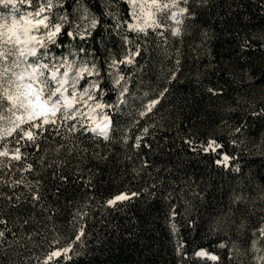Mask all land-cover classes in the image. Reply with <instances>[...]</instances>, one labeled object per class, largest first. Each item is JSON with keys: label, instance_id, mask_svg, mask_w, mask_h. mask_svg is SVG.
<instances>
[{"label": "trees", "instance_id": "16d2710c", "mask_svg": "<svg viewBox=\"0 0 264 264\" xmlns=\"http://www.w3.org/2000/svg\"><path fill=\"white\" fill-rule=\"evenodd\" d=\"M215 4L197 10L182 38L166 33L165 41L151 29L147 38L105 30L114 24L106 15L109 11L131 22V9L123 0H80L79 4L77 0H63V8L53 10L57 14L66 10L70 20L79 22L83 5L102 25L87 40L61 35V47L51 49L54 54L94 59L106 67L105 61L124 55L123 35L142 49L137 58L139 66L123 68L131 77L128 86L132 95L119 112L112 114L115 131L111 142L93 139L91 134L77 141L90 151L99 143V151L112 156L116 163L107 164L105 182L98 191L74 190L66 185L68 192L59 197L56 207L62 211L54 223L69 235L72 214L80 209L89 213L83 221L88 231L86 244L61 264H214L194 255L200 249L220 256V264H230L226 258L229 249L221 248V243L229 248L234 244L241 250L250 245L251 230L259 225L264 208V116L253 115L264 108V7L261 0H215ZM6 10L0 5V15ZM221 17L227 20V26ZM205 31L213 35L207 44ZM245 41L251 46L243 48ZM81 47L85 53L79 51ZM174 71L177 80L169 84ZM104 87V100L115 103L117 91L106 74ZM164 87L171 95L162 101L156 119L161 115L165 119L154 135L146 138L152 148L143 149L141 158L151 167L135 176L131 162L124 159L127 150L120 142L121 134L130 127L138 106ZM207 87L222 88L223 94L210 96ZM237 127L239 132L235 131ZM189 138L196 151L184 143ZM210 139L223 147L215 152L200 151V145ZM224 154L236 157L229 165L238 166L239 172L217 165L216 160ZM135 167H141V160H136ZM153 183L156 187L150 190L154 195L142 192L120 212L100 206L121 191L142 190ZM172 209L178 212L175 221L169 219ZM241 220L249 224L247 234L237 230ZM173 222L177 224L176 234L171 231ZM53 234L49 232V236ZM180 244L185 252L183 260L176 252ZM243 259L248 264L249 258Z\"/></svg>", "mask_w": 264, "mask_h": 264}, {"label": "snow or ice", "instance_id": "6c2138e0", "mask_svg": "<svg viewBox=\"0 0 264 264\" xmlns=\"http://www.w3.org/2000/svg\"><path fill=\"white\" fill-rule=\"evenodd\" d=\"M123 2L131 9L129 17L139 22L131 23L118 12L109 11L106 15L114 24L105 30L132 32L137 38L143 34L147 38L151 29L161 41L167 39L166 33L182 38L187 22L195 19L198 9L216 7L215 0ZM0 5L13 13L10 23L7 19L0 23V264H61L71 260V254L86 244L88 231L83 221L89 213L80 209L72 214L69 235L54 223L62 211L56 207L59 197L68 192L66 185L74 190L98 191L105 182L107 164L116 163L112 156L99 151V143L90 151L77 141L91 134L93 139L111 142L115 131L112 114L119 112L132 95L128 86L131 77L124 74L123 68L138 67L137 58L142 55V49L138 42L123 35L124 55L105 61L106 67L94 59H69L51 50L61 47L59 37L66 34L73 39L87 40L102 26L86 6L81 5L79 22H74L66 10L62 14L53 11L63 8V0H0ZM261 6L264 7V0ZM221 22L227 26L224 17ZM203 37L207 44L213 35L205 31ZM250 46L247 41L242 45L243 48ZM79 51L86 52L83 47ZM176 64H180L179 58ZM105 74L112 89L117 91L115 103L104 100ZM176 80L174 71L168 83ZM205 91L214 97L223 94L222 88L207 87ZM170 95V89L164 87L154 98L139 105L132 114L130 127L121 134L120 142L127 150L124 159L131 162L135 176H141L151 167L147 160L141 159L143 149L152 148L146 138L162 126L165 117L161 115L157 120L156 116L163 108L162 101ZM253 115L264 116V108L254 111ZM235 131L239 132L240 128ZM184 143L197 150L191 138ZM222 147L210 139L199 150L215 152ZM136 160H141V167H135ZM235 160L236 157L224 154L216 163L239 172L238 166L229 165V161ZM155 187L153 183L142 190L121 191L100 206L120 212L140 198L142 192L154 195L150 189ZM67 204L71 205L72 200L68 199ZM260 211V223L251 230L247 248L219 245L229 249L226 258L230 264H245L244 257L249 258L248 264H264V208ZM177 215L172 209L169 219L175 221ZM170 227L176 234L177 224L173 222ZM248 227V222L241 220L237 230L247 234ZM50 231L54 233L51 236ZM176 252L182 260L185 258L182 244ZM194 255L214 264L221 261L220 256L205 249L195 251Z\"/></svg>", "mask_w": 264, "mask_h": 264}, {"label": "rangeland", "instance_id": "374dc122", "mask_svg": "<svg viewBox=\"0 0 264 264\" xmlns=\"http://www.w3.org/2000/svg\"><path fill=\"white\" fill-rule=\"evenodd\" d=\"M24 10L25 9H21V12H23ZM12 14L13 13L11 12V9L10 8H7V10L5 11V13L0 15V23H3L4 22V19H7L8 22L10 23L11 22V16H12ZM138 22L139 21H137V20L131 19V23H138Z\"/></svg>", "mask_w": 264, "mask_h": 264}]
</instances>
